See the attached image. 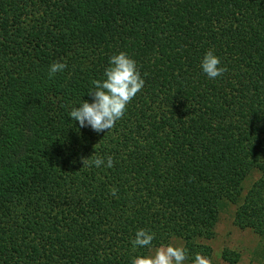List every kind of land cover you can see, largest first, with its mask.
<instances>
[{
  "label": "trees",
  "instance_id": "obj_1",
  "mask_svg": "<svg viewBox=\"0 0 264 264\" xmlns=\"http://www.w3.org/2000/svg\"><path fill=\"white\" fill-rule=\"evenodd\" d=\"M119 52L144 88L110 131L79 129L68 113ZM228 203L264 240V0H0V264H131L138 229L210 258Z\"/></svg>",
  "mask_w": 264,
  "mask_h": 264
},
{
  "label": "clouds",
  "instance_id": "obj_2",
  "mask_svg": "<svg viewBox=\"0 0 264 264\" xmlns=\"http://www.w3.org/2000/svg\"><path fill=\"white\" fill-rule=\"evenodd\" d=\"M67 65L63 62H54L49 65V77L63 72ZM201 72L210 80L221 77L226 68L221 66L220 58L213 50L206 51L200 62ZM88 92L89 99L82 100L78 107H73L68 117L78 124L79 129H88L99 135L110 131L117 121L122 119L129 103L141 92L145 80L137 67V62L125 52L114 54L108 59V66L104 69L101 79L91 82ZM87 166L100 168L113 167L111 156L84 159ZM84 166V164H83ZM116 190H112V195ZM155 233L147 229H138L130 241L133 250L147 248L153 251ZM189 260L188 250L182 245L168 244L154 250L153 255L134 256L131 264H186ZM191 264H211L210 259L201 253L191 258Z\"/></svg>",
  "mask_w": 264,
  "mask_h": 264
},
{
  "label": "rangeland",
  "instance_id": "obj_3",
  "mask_svg": "<svg viewBox=\"0 0 264 264\" xmlns=\"http://www.w3.org/2000/svg\"><path fill=\"white\" fill-rule=\"evenodd\" d=\"M258 173L253 172L243 184V195L258 178ZM236 206L228 203L220 210L217 223L214 228L215 236L208 242L211 248V264H228L221 258L224 249L234 251L239 260L236 264H264V240L248 229H239L234 225L233 218ZM170 244L182 245L180 239H172ZM161 247V246H160ZM159 248V247H157ZM146 256L153 255L154 250ZM186 264H191L187 262Z\"/></svg>",
  "mask_w": 264,
  "mask_h": 264
}]
</instances>
